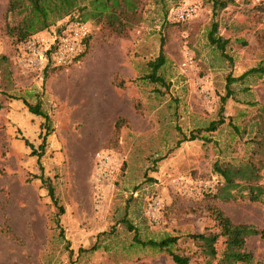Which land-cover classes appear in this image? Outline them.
<instances>
[{"label":"rangeland","instance_id":"1","mask_svg":"<svg viewBox=\"0 0 264 264\" xmlns=\"http://www.w3.org/2000/svg\"><path fill=\"white\" fill-rule=\"evenodd\" d=\"M220 1L224 7L213 9L210 0H134L112 26L85 20L91 33L75 62L31 69L19 63L20 41L6 29L21 15L7 14L0 0V264H174L163 251L132 244L123 216L141 239L179 236L171 249L189 264L203 257L185 235L217 230L211 206L264 230L263 202L211 198L221 184L215 161L260 158L264 199V144L253 143H264V75L233 80L224 122L175 144L219 117L226 76L264 64V0ZM187 4L195 8L188 20H168ZM82 6L93 10L91 0ZM212 21L230 61L208 43ZM159 39L167 88L142 77ZM37 99L47 122L23 104ZM39 177L49 180L60 212ZM244 247L250 264H264V236H248Z\"/></svg>","mask_w":264,"mask_h":264},{"label":"trees","instance_id":"2","mask_svg":"<svg viewBox=\"0 0 264 264\" xmlns=\"http://www.w3.org/2000/svg\"><path fill=\"white\" fill-rule=\"evenodd\" d=\"M212 8H222L225 2L220 0H210ZM80 0H6L5 11L7 14H19L14 26H7V31L10 36L14 37V41L23 40L28 35L47 28L59 18L69 14L74 9L81 12V19H95L99 21L105 18L110 26L117 19V15L125 14L128 10L133 11L134 0H91L93 5L92 12H84L83 6L79 7ZM115 29V28H113ZM216 23L211 22L209 32L207 34L208 43L213 45L219 54L230 61V58L225 53V46L227 39L215 35ZM163 40L159 39L158 50L156 56L146 62L148 72L142 77L150 83L157 84L164 88L168 87V82L164 80L159 74L160 68L165 63V57L162 51ZM246 74L264 75V64L259 63L242 72L235 78L226 76L224 84V94L219 97L220 106L218 108L219 117L211 120L201 129H195L189 132L187 136H182L181 139L175 142L178 145L181 141L192 140L197 137L199 131H213L224 122L222 117L223 102L226 98L233 95V91L229 88V84ZM27 111L31 114L41 116L44 122L48 121L47 114L40 107V100L27 103L23 102ZM261 113L264 117V105L260 107ZM229 123V122H228ZM234 128V126H231ZM117 130V123L114 126ZM235 129V128H234ZM31 149V154L40 157V151L33 150L32 146L26 141L24 142ZM254 145L259 150L262 149L263 142L257 139L253 140ZM261 154H264L262 149ZM261 159L249 158L244 162L232 164L230 162H214L212 164V171L220 178L221 184L211 195L212 199L222 202H229L236 198L247 200L249 202H263V186L259 183L260 180ZM40 178V177H39ZM41 179L42 184L46 189L47 196L52 204L57 208L58 212L62 210L61 206L57 204L54 196V190L47 178ZM209 213L213 221V225L217 228L214 231H204L197 233H187L186 238L190 240L197 248V253L203 257V264H250L253 256L244 247L245 239L251 235L259 234L264 236V230L257 229L249 223L233 222L231 219L218 207L211 206ZM121 222L128 231L132 232V244L148 247L156 251L165 252L174 264H189V255H181L172 251V247L177 243L179 236L165 235L158 239L144 238L141 239L136 228L124 218ZM57 225V220H55ZM109 231H112L111 229ZM220 239L222 245L218 252L216 243ZM94 249V246L87 248V251ZM195 251H193L194 253Z\"/></svg>","mask_w":264,"mask_h":264},{"label":"built area","instance_id":"3","mask_svg":"<svg viewBox=\"0 0 264 264\" xmlns=\"http://www.w3.org/2000/svg\"><path fill=\"white\" fill-rule=\"evenodd\" d=\"M195 13L189 4L168 12V20H188ZM64 17V18H63ZM49 25L44 31L32 33L19 43V63L31 69L66 67L75 62L86 48L91 33L87 21L73 10Z\"/></svg>","mask_w":264,"mask_h":264}]
</instances>
